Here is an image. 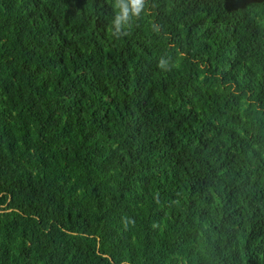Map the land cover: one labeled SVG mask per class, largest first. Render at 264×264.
Here are the masks:
<instances>
[{
  "label": "trees",
  "instance_id": "16d2710c",
  "mask_svg": "<svg viewBox=\"0 0 264 264\" xmlns=\"http://www.w3.org/2000/svg\"><path fill=\"white\" fill-rule=\"evenodd\" d=\"M0 264H264V0H0Z\"/></svg>",
  "mask_w": 264,
  "mask_h": 264
},
{
  "label": "clouds",
  "instance_id": "9594fccd",
  "mask_svg": "<svg viewBox=\"0 0 264 264\" xmlns=\"http://www.w3.org/2000/svg\"><path fill=\"white\" fill-rule=\"evenodd\" d=\"M144 3L145 0H129V4L131 6V13L134 16H139L140 13L144 9ZM129 17V8L126 6H121L120 15L117 17V25H119L121 22H126ZM160 67L164 66V61H160Z\"/></svg>",
  "mask_w": 264,
  "mask_h": 264
}]
</instances>
